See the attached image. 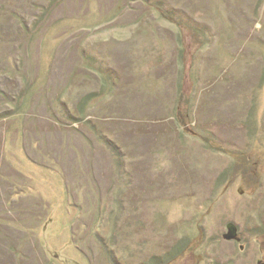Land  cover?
<instances>
[{"label":"rangeland","instance_id":"374dc122","mask_svg":"<svg viewBox=\"0 0 264 264\" xmlns=\"http://www.w3.org/2000/svg\"><path fill=\"white\" fill-rule=\"evenodd\" d=\"M0 264H264V0H0Z\"/></svg>","mask_w":264,"mask_h":264},{"label":"water","instance_id":"95a60500","mask_svg":"<svg viewBox=\"0 0 264 264\" xmlns=\"http://www.w3.org/2000/svg\"><path fill=\"white\" fill-rule=\"evenodd\" d=\"M230 233L225 236L226 239H231L235 235V228L234 226H229Z\"/></svg>","mask_w":264,"mask_h":264}]
</instances>
